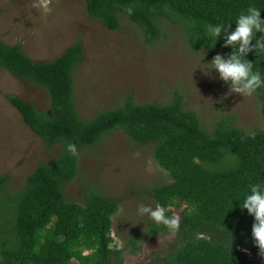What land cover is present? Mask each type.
I'll return each mask as SVG.
<instances>
[{"label":"trees","instance_id":"16d2710c","mask_svg":"<svg viewBox=\"0 0 264 264\" xmlns=\"http://www.w3.org/2000/svg\"><path fill=\"white\" fill-rule=\"evenodd\" d=\"M85 3L89 16L111 30L120 27L119 15L125 14L142 30L148 43L159 39L164 21L182 24L194 48H206L225 58L233 51L231 46H223L225 34L210 37L207 26L223 25L225 30L234 31L239 15L253 5L264 19V0ZM260 35L257 33L256 38ZM82 57L80 41L51 60L36 61L22 44L0 39V66L45 88L50 96L48 111L17 95L8 94L9 103L48 146H65L55 159L38 164L15 194L6 191L9 176L0 175V264L123 263L125 249L113 244L111 236L118 203L93 190L88 191L83 203L65 196L67 184L79 172V159L67 152L66 145L72 142L91 147L115 130L152 146L155 160L171 181L152 186L148 192L168 217L173 216L172 208L181 213L173 250L164 259L148 264H264L252 238L254 217L241 208L250 185L264 187V124L247 133L235 126L231 117H225L207 130L195 111L184 108L179 93L168 104L139 105L129 96L123 106L83 120L77 110L73 80ZM246 59L264 78V52H250ZM254 94L261 100L264 120V87ZM151 229L170 233L163 225H152ZM137 239L135 236L130 241L136 248Z\"/></svg>","mask_w":264,"mask_h":264},{"label":"rangeland","instance_id":"374dc122","mask_svg":"<svg viewBox=\"0 0 264 264\" xmlns=\"http://www.w3.org/2000/svg\"><path fill=\"white\" fill-rule=\"evenodd\" d=\"M51 7L52 13L41 15L31 0H0V39L22 44L36 61L51 60L80 41L83 57L73 80L83 120L123 106L129 96L139 105L168 104L179 93L184 108L195 111L207 130L225 117L247 133L263 127L261 100L256 94L229 95L230 85L209 64L215 52L194 48L182 24L164 21L159 39L148 43L125 14L119 15L120 27L111 30L89 16L85 0H52ZM8 94L22 97L41 111H48L50 96L45 88L0 66V175L9 176L6 191L15 194L38 164L55 159L65 146H48L9 103ZM77 147L79 172L67 184L66 198L83 203L93 190L118 203L111 236L113 244L125 249L122 264L164 259L174 248L175 234L153 231L151 226L157 224L138 214L140 204L156 206L148 192L152 186L171 181L155 160L152 146L115 130L97 145ZM172 209L173 216L180 218V210ZM135 236L137 248L130 242Z\"/></svg>","mask_w":264,"mask_h":264},{"label":"clouds","instance_id":"9594fccd","mask_svg":"<svg viewBox=\"0 0 264 264\" xmlns=\"http://www.w3.org/2000/svg\"><path fill=\"white\" fill-rule=\"evenodd\" d=\"M52 0H31V6L41 15L52 13ZM129 15L132 8H127ZM231 27V26H230ZM207 33L210 37H221L224 33V47H232L233 51L224 55L217 54L209 63L219 78L230 85L229 95L239 94L243 97L252 96L258 89L264 87V78L258 70H253V63L246 59L250 52L256 54L264 52V19L261 18V11L256 6H250L246 13H241L236 21L235 30H225L223 25L207 26ZM260 33L259 39L256 34ZM255 40V43H254ZM66 150L73 157L79 156V150L75 143L69 142ZM250 194L244 198L241 208L246 209L254 217L252 225V238L255 246L259 249V255L264 257V187L260 184H252ZM138 214L148 216L155 224L165 226L171 234H175L180 227L179 216L168 217L165 208L160 205L152 207L140 204ZM246 251V250H245ZM249 253L248 251H246Z\"/></svg>","mask_w":264,"mask_h":264}]
</instances>
